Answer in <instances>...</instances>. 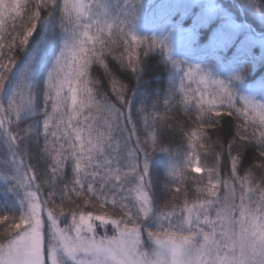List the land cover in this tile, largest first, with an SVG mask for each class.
<instances>
[{"label": "snow or ice", "instance_id": "6c2138e0", "mask_svg": "<svg viewBox=\"0 0 264 264\" xmlns=\"http://www.w3.org/2000/svg\"><path fill=\"white\" fill-rule=\"evenodd\" d=\"M200 6L207 14L205 22L219 11V6L211 3ZM246 6L264 19V4L248 0ZM57 13L65 34L59 48L49 35ZM9 18H19V30L13 23L8 31ZM122 23L113 14L110 0H0V135L12 151V160L6 161L12 175L4 179L15 180L16 186L24 189L19 209L0 215V225H4L0 264H264V179L257 182L251 173L238 175L239 158L231 156L232 145L228 178L221 176L219 168L203 163L210 148L209 130L219 123L224 106L227 115L234 109L243 118L237 132L240 140L254 142L264 157V85L256 93L259 100L241 96L244 106L238 108L230 85L243 81V69L227 83L212 79L214 88L209 87L210 75L198 67L183 73L179 102L186 111L195 109L196 127L186 134L183 160L171 163L169 170L174 197L183 190V202L157 208L149 191L151 183L145 182L150 167L148 152L140 146L138 136L135 147H129L136 127H127L132 115L122 110L130 104L123 87L112 80L116 101L122 106L118 107L106 94L97 99L98 81L91 78L93 64L108 71L105 61L109 54L136 71L138 55L132 47L141 41L134 34L131 41L125 39ZM241 27L226 19L213 34L212 47L227 48ZM121 39L124 50L117 56L114 49ZM163 46L167 48V44ZM17 50L22 57L15 54ZM173 65L179 68L177 62ZM45 73L42 130L50 161V180L46 182L52 189L47 199L42 198L34 169L23 158L17 160L18 140L23 142V137L11 130L14 123L18 125L38 112L32 84ZM192 82L198 86L192 88ZM176 95L173 90L169 99ZM102 113L106 115L98 118ZM248 126L253 129L250 135ZM117 133H128L123 144ZM151 144L155 151V130ZM160 151L175 159L169 149ZM139 153L145 156L142 167ZM69 165L71 179L59 189L60 203L55 204L56 185ZM189 169L206 173L195 178L197 195L191 199L184 183ZM74 197L83 198L85 205L96 201L101 209L109 205L118 208L120 215L94 214L80 205L73 208ZM62 218L70 220L63 227ZM107 225L112 226L113 234L100 235L97 228ZM145 231L152 245L149 249L144 247Z\"/></svg>", "mask_w": 264, "mask_h": 264}, {"label": "trees", "instance_id": "16d2710c", "mask_svg": "<svg viewBox=\"0 0 264 264\" xmlns=\"http://www.w3.org/2000/svg\"><path fill=\"white\" fill-rule=\"evenodd\" d=\"M173 0H110L113 6V14L123 23L120 25L127 34L124 38L131 41V34L140 38V43L132 47V51L138 55L136 71L124 67L120 61L111 54L106 56L108 71L103 66L93 64L91 67V78L98 81L95 84L97 99L107 95L118 107H122L116 101L113 92L112 80L118 81L117 87L122 86L126 98L130 102L129 107H122L127 114L131 111L132 124L127 127L131 130L133 124L136 127V136H132L129 147H135L137 136L140 146L145 147L148 152L149 174L145 182L151 183L149 189L153 197L155 207L160 209L171 208L174 204L183 202V190L178 198L174 197L175 185L169 175L170 164L179 163L183 160L187 150V133L196 127L195 109L186 111L184 105L179 102L178 93L180 77L189 67L199 68L204 74L210 75L209 87L214 88L212 79L224 80L226 83L230 76L243 69V81L233 82L230 87L236 96V107L244 106L241 96H255L260 99L257 91L264 85V50L258 46L246 45V31L237 32L232 43L227 48L212 47L213 34L225 25L226 17L221 14L207 15L199 4H189L187 0H180L176 6H172ZM239 5L229 0H215V5L221 10H227L233 14L238 22L246 21L256 33H264V19L250 7L248 0H235ZM256 3L264 4V0H255ZM174 5L175 2L173 1ZM47 16V11L43 13ZM15 23L17 30L20 21L9 18L8 31ZM60 14L57 13L53 20V26L49 35L53 38L57 48L63 46L64 32L60 26ZM248 30L247 27H245ZM250 30V29H249ZM251 31V30H250ZM115 32V29H114ZM253 33V32H251ZM36 36V33L33 34ZM40 35H44L41 31ZM32 38H30L31 41ZM152 41L155 44L149 45ZM7 42V41H5ZM167 44V48L163 45ZM124 50L123 39L119 40V46L114 51L118 56ZM22 57L19 50L15 53ZM171 57V59H169ZM135 59V57H134ZM173 61L177 62L179 68L174 67ZM127 60L125 59V64ZM199 77L197 76V81ZM46 73L33 81L32 91L35 95L38 112L30 117L22 119L19 124H13L11 130L23 137V142L18 140L17 160L23 158L26 165H30L37 175V183L41 185L42 198L47 199L51 191L50 169L47 154L44 150L43 136V98L45 92ZM185 83H189L187 80ZM237 85H239L237 87ZM197 82H192L191 87L196 88ZM202 87V86H201ZM177 91V95L169 99L171 92ZM169 100L165 105L164 101ZM6 104V100L4 101ZM222 117L214 129L209 130L207 157L203 163L208 167H216L221 171V176L228 178L231 170V158L229 145H232L231 156H238V175L245 176L251 173L257 182L264 179V157L260 156V150L254 142L242 141L237 134L238 129L244 123L243 118L233 109L231 116L227 115L228 109L222 107ZM51 111V109H49ZM106 114H100L102 119ZM239 117V118H238ZM39 122V129L37 124ZM155 130L157 136V147L152 151L151 133ZM252 127H247V134H251ZM2 131V130H0ZM241 134L243 131L241 130ZM123 144L128 133L121 136L116 134ZM5 137L0 135V215L15 212L19 209L20 198L24 195V189L16 186L15 180H5L4 177L11 176L12 151L4 142ZM160 148H167L173 154L174 160L169 158L167 152H161ZM202 151V150H201ZM215 153H219L216 157ZM203 157V151H202ZM144 153H139V162L143 166ZM188 179L184 182L188 190L189 198L197 195L198 176H206V173H194L188 170ZM72 176L71 165L64 170L62 179L56 185L57 197L55 204L60 203L59 189L67 183ZM238 187V185H237ZM12 189V190H10ZM75 203L70 205L75 208L80 205L85 211H93L94 214L107 212L111 215H120L119 209L106 206L101 209L99 203L92 201L85 205L83 198H75ZM50 206H54L51 205ZM63 220L61 225L69 223ZM108 225L106 227H109ZM4 225H0V239L3 238ZM149 241L147 231L144 232V242ZM147 244V242H146Z\"/></svg>", "mask_w": 264, "mask_h": 264}, {"label": "rangeland", "instance_id": "374dc122", "mask_svg": "<svg viewBox=\"0 0 264 264\" xmlns=\"http://www.w3.org/2000/svg\"><path fill=\"white\" fill-rule=\"evenodd\" d=\"M173 1L175 2V5L173 3ZM171 2V5L172 6H176L177 3L180 1V0H173ZM188 3L191 5H195V4H199V5H202V4H216L215 3V0H187ZM236 3V1H234ZM203 12H205V10L203 9ZM206 13V12H205ZM221 14L222 16L226 17V19L230 18L231 22L235 25H241L242 27L237 31V32H242L243 30L247 32V35H246V38H245V44L246 45H254V46H258L261 50H264V46H261V37L264 36V33H256V31L253 30V28L248 24L246 23L245 21H243L242 23L241 22H238L233 14H231L230 12H228L227 10H221L219 9V11L215 12V13H212L211 15L213 16H217ZM245 27L248 28V30L245 29ZM251 31H250V30ZM253 32V33H251ZM96 224H99V222L97 221ZM64 225H61V227H63ZM108 226V225H107ZM97 232L100 234V235H104L105 232H107L108 235H112L113 234V228L112 226H109V227H106V226H102V227H98L97 228ZM147 242V244H146ZM144 242V247L145 249H149L152 245H151V242L150 241H146Z\"/></svg>", "mask_w": 264, "mask_h": 264}]
</instances>
